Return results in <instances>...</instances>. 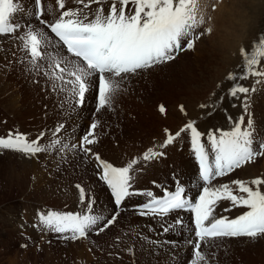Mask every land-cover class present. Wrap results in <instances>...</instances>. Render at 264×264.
<instances>
[{"label":"rangeland","instance_id":"374dc122","mask_svg":"<svg viewBox=\"0 0 264 264\" xmlns=\"http://www.w3.org/2000/svg\"><path fill=\"white\" fill-rule=\"evenodd\" d=\"M105 1L107 8L104 9L108 10L112 0ZM219 1L199 0L206 21L197 27L201 39L197 40L195 45L199 49V42L203 43L205 51L199 50L202 56L197 60L193 59L192 69L193 74L196 75L200 69L207 67L210 55L215 54L211 51L214 49V41L210 40L212 43L210 48L206 31L215 12L220 13L221 15H218L221 18L228 15L226 17L228 21L224 20L219 27L218 38L220 36L222 43L228 31L232 32L234 36L231 37L230 42L235 52L230 55L229 52H223L221 56L223 61L213 62L210 79H214L225 66L232 71L223 77L221 89L214 99L208 97L212 84L206 80L207 73L197 81L198 90L189 88L190 84L197 80H191L189 77L191 81L187 85L189 92H182L177 89L182 87L175 85V95L172 98L166 97V83L178 76L173 69L182 63L185 56L177 51L179 56L171 60L172 63L167 66L168 68L158 67L163 63L161 62L146 69H139L134 74H126L123 79L116 78L119 81L118 89L111 95L109 104L101 108L98 101V77H94L90 82L85 104L81 107V104L76 103L69 93L62 91L60 87H54V83L59 82H54L49 75H46L47 59L39 61V67L31 63V56L24 49L19 36L23 35L29 26L33 30L47 33L49 30L35 18L34 0H18L23 11L17 13L13 22L20 23L22 27L15 33L0 35V137H6L9 132L25 134L30 141L41 137L39 143L47 151L27 155L13 150H0V264H194L197 258L192 246L196 244L181 246V240H186L188 225L183 224L182 220L176 222V225L172 224L169 229H167L168 225L153 231L150 227L143 228L140 223L143 216L140 217L130 208L136 206L138 202H143L148 196L131 195L125 198L124 205L121 203L122 208L116 207L111 189L101 178L102 168L96 156L114 167L124 164L127 166L131 161L137 160L131 170L136 169L143 173L142 175L140 172L141 174L137 176L136 186L144 193L151 191L154 195L155 192L160 191L156 189L158 185L163 188L164 185L170 184L174 188L176 185H181V180H184L189 186L190 194L193 195L199 192L201 183H194L188 176L191 171L189 162L194 164L192 159L194 152L190 155L187 132H182L178 138L185 139L181 145L180 140H177L176 145L160 148L169 133L175 136V133L190 122L203 133L199 126L206 118V129H210L208 131L215 129L217 126L213 119L217 115L226 113L222 110L226 101L233 103L238 96L236 106H232L233 109L237 108L244 117L243 126L247 127L248 121H252L256 144L264 141V78L254 75H248L247 79L242 78L247 74V69L240 51L241 48L249 51L254 43L259 41L260 36L264 35V0ZM63 2L65 9L59 8L57 0H42L44 15L41 18L51 23L58 18L62 10L82 7L75 0H63ZM94 5L95 3L90 9L85 10L91 13ZM214 6H217V9ZM230 22L231 27H229ZM195 36L193 34L194 41ZM53 47L54 45L49 44L43 51L50 49L57 52ZM184 49L187 50L186 47ZM61 55L64 53L51 54L58 57L57 59ZM190 55L194 57V54ZM216 55L219 56L217 53ZM261 64L264 65V60ZM195 67L200 68L197 73ZM261 71H264V67ZM229 75L235 76L236 79H229ZM238 86L248 88L250 94L231 95V90ZM183 97L188 98L193 117L185 113V106H179L182 105L179 102H182ZM202 105L205 106L203 107L205 115L197 112ZM158 106L163 107L167 113H158L162 112L157 111ZM197 106L199 108L195 109ZM177 110L181 112L180 116L176 114ZM169 111L172 114L167 116ZM92 122L96 124V129L90 137L94 145H84V148L93 149L91 153L84 151L80 145L82 138L87 135V130L94 124ZM57 128H60L59 132L56 131ZM222 128L229 130L222 125L218 129L223 130ZM204 145L208 147L206 143ZM151 148L158 153L166 149L168 157L181 155V168L168 167V162L162 168L160 164L155 165L153 158L148 159L150 161L147 162L142 161L145 160L143 154ZM137 154L140 155L136 157ZM166 155L164 156L167 157ZM248 165L250 171L246 168ZM155 169L159 170L156 176ZM253 170L256 171V175H249ZM255 178L264 179V156H257L243 167L235 168L213 184L217 180L215 177L212 184L213 186L228 184L235 190L236 185L232 184V181L250 182ZM80 189L84 192L83 201ZM261 190L264 191V186H261ZM230 208V211L226 210L228 215L235 211H246L243 208L232 206ZM49 212L94 215L100 220L84 237L72 238L71 232L56 233L41 223L40 217ZM114 214L116 216L114 223L104 227L105 221L111 219ZM177 215L178 213L172 214L174 217ZM101 227H104L103 231H99ZM243 239L247 238H237L240 247L237 250H226L223 246L226 244L216 242L209 243L211 249L208 252L201 247L200 251L205 260L198 264H264V236L258 239L250 238V241ZM112 241H117L116 245L119 246L123 244V247H120L124 253L122 257L120 256L121 259L115 254L116 245H113Z\"/></svg>","mask_w":264,"mask_h":264},{"label":"snow or ice","instance_id":"6c2138e0","mask_svg":"<svg viewBox=\"0 0 264 264\" xmlns=\"http://www.w3.org/2000/svg\"><path fill=\"white\" fill-rule=\"evenodd\" d=\"M60 9H65L63 0H57ZM80 8L63 10L54 22H47L41 17L44 15L42 0H34L35 18L41 25H46L51 34L42 30H33L30 26L19 39L23 47L31 56V63L39 67L38 62L48 60L49 75L54 87H60L78 104H82L85 93L89 90L93 77H98L99 107L109 104L111 95L118 89L119 81L126 74L135 73L139 69L152 67L154 64L170 61L175 53L182 49V42L187 49L194 45V30L205 22L200 12L199 0H112L111 6L105 13L103 0H75ZM97 4L94 13L85 11L92 4ZM119 4V7H117ZM132 6L129 8V6ZM23 11L18 0H0V35L17 32L22 26L13 22L17 13ZM91 16V19L89 18ZM211 32V28L206 29ZM196 39L199 36H195ZM49 44L57 46V53L64 52L59 59L46 55L43 51ZM241 56L248 75L264 78V35L254 43L249 51L241 48ZM67 77V79H66ZM231 80L236 77L229 75ZM248 88L238 86L231 90V95L247 93ZM203 107V105H202ZM162 112L164 108L160 109ZM243 117L237 121L231 130H217L219 133H209L207 140L210 143V152L213 162L210 163L209 151H206L201 141L202 134L188 123L175 136L168 134L161 147L171 144L175 137L182 132L191 134V147L199 162V174L204 182L198 200L189 201L184 196V188L177 186L175 192H166L157 198L151 191L146 194L150 201L141 206V215H166L178 209H187L195 215V235L200 241L222 237L247 236L256 238L264 236V179L255 178L250 182L241 180L232 181L236 185L233 190L228 184L212 186L215 177L223 176L251 162L257 156H264V141L256 144L252 131V121L247 127H242ZM62 127V126H61ZM95 123L90 126L94 131ZM57 132L60 128L56 129ZM167 132V130H165ZM43 134H41L42 136ZM92 131L82 138L80 147L90 145ZM28 140L25 134L9 132L6 137H0V150H13L27 155L47 151L41 147L39 141ZM59 143V141H56ZM254 144L256 147L254 148ZM73 147H76L73 145ZM163 153L149 149L144 154L148 160ZM102 168V179L111 189L115 204L133 194L129 172L135 160L125 167H114L96 156ZM79 188V186H77ZM81 200H84L83 189H80ZM228 201L233 208H244L246 211L235 218L217 217L215 207L219 202ZM231 210V209H226ZM115 214L104 223V227L114 223ZM41 223L56 233H72V238L84 237L87 231L99 223L100 218L94 215H78L74 213L49 212L40 217ZM104 227L99 228L103 231ZM196 261L203 262L200 244L195 246Z\"/></svg>","mask_w":264,"mask_h":264},{"label":"bare ground","instance_id":"6f19581e","mask_svg":"<svg viewBox=\"0 0 264 264\" xmlns=\"http://www.w3.org/2000/svg\"><path fill=\"white\" fill-rule=\"evenodd\" d=\"M112 2V1H111ZM218 2H220L219 0H218ZM87 3V2H86ZM104 3H107V1H105V0H103V7L104 8H107V7H105V4ZM96 5V4H95ZM94 5V7L92 8V10H91V13H94L95 12V10H96V8L97 7H99V5H96L95 6ZM93 6V4L91 5V7ZM199 6H200V12H201V14H202V9H201V5H200V3H199ZM132 6L130 5L129 6V8H131ZM214 7H216L215 9H217V6H214ZM214 7H213V9H214ZM50 9V8H49ZM72 9V8H71ZM214 9V10H215ZM213 10V11H214ZM220 10H222V8H220ZM63 11V10H62ZM85 11H87V10H85ZM107 9L105 10V13H107ZM221 12V11H220ZM225 13V12H224ZM218 14H220V13H218L217 11L215 12V16H213V19L211 20V22L209 23V25L210 26H208V28H211V32H208V35H207V38L209 39V42L207 41V43L208 44H210V48H211V41H214L213 42V45H214V49L212 50L211 49V51L212 52H214L215 54L213 55V54H211L210 55V62H209V64L207 65V67L204 69V68H202L203 70H201L200 68L202 67V66H199V67H195V69L197 70L196 71V73L198 72V70L200 69V71L196 74V75H194L193 74V72H192V69H193V67H194V61H193V59L195 58V60H197L198 58H199V56L201 57L202 55H201V53H199V50H201V52H203V51H205L204 50V46H203V43H201V42H199V49H197V47H196V45H195V42L197 41V40H200L201 39V37H200V34H199V30H198V28H196L195 30H194V34L197 36H199V38L198 39H196L195 38V41H194V45H193V47L191 48V49H187V50H185L184 49V43L182 42V49L183 50H179L180 51V54H185V56L183 57V61H182V63H180L175 69H173V72L174 73H176V75H178L174 80H172V81H170V82H168V83H166V85H167V89H165V90H167V93H166V97L167 98H172L175 94H174V86L175 85H180L181 87H182V89H179V88H177L178 90H182V92L184 91V92H189V90H188V86L187 85H189L190 83H191V81H190V78H191V80L192 79H197V80H195V81H193V82H195V83H193V84H190V87L189 88H194V89H196V90H198V88H199V84H197V81L198 80H200V79H202L205 75H206V73H207V79L206 80H209V82H210V84H212V85H210L211 86V90H210V94H209V98L212 100V99H214L215 97H216V95H217V92H218V90L219 89H221L220 88V85H221V83H222V81H223V77L224 76H226V74H228L230 71H232V69H228L227 68V66H225L224 68H222V70H221V72L214 78V79H210V77H211V72H212V70H213V62H219V61H221L222 59H221V56H222V54H223V52L224 53H228L229 55L232 53L233 54V52H235L234 51V46L231 44V37H233L234 35L232 34V32L231 33H229V31L228 30H230L231 31V29H229L228 28V33H227V37L224 39V41H222V43H221V41H220V36H219V38H218V34H219V27L221 26V23H223V21L225 20H227L228 21V18H226V17H220ZM223 14V13H222ZM226 14V13H225ZM221 15V14H220ZM91 19V18H90ZM204 20L206 21V19H205V17H204ZM229 20H231V19H229ZM210 21V20H209ZM50 23V22H49ZM231 22H230V25H229V27H231ZM202 25V24H201ZM234 29H235V27H233ZM232 31H234L233 29H232ZM50 33V32H49ZM52 35V34H51ZM53 37V36H52ZM54 38V37H53ZM55 39V38H54ZM194 39V38H193ZM211 40V41H210ZM223 40V39H222ZM223 47V48H222ZM54 48V50H57V46H54L53 47ZM196 48V49H195ZM195 49V50H194ZM209 51V50H208ZM49 52V53H48ZM210 52V51H209ZM45 53L47 54V55H51V54H57L58 55V53L57 52H54L53 50H47V51H45ZM62 53V52H61ZM64 53V52H63ZM187 53V54H186ZM216 53L217 54H219V56H217L216 55ZM64 54H66V53H64ZM190 54H194V57L192 58V57H190L191 55ZM213 55V56H212ZM236 55V54H235ZM179 55L177 54V52L175 53V57H178ZM224 57V56H223ZM58 58V57H57ZM226 57H224V59H225ZM229 58V57H228ZM227 58V59H228ZM176 59V58H175ZM226 60V59H225ZM178 61V60H177ZM223 61V60H222ZM221 61V62H222ZM227 61V60H226ZM231 61V60H230ZM234 61V60H233ZM173 62H174V60H173ZM176 62V61H175ZM206 62V61H205ZM225 62V61H224ZM228 62V61H227ZM171 63H172V61L170 60V61H166V62H163V63H161V64H159V66L158 67H166V68H168L167 66L170 64L171 65ZM204 63V62H203ZM229 63V62H228ZM227 63V64H228ZM233 63V62H232ZM176 65V64H175ZM202 65V64H201ZM205 65V63L203 64V66ZM210 65H212V66H210ZM173 66V65H172ZM171 66V67H172ZM158 67H157V69H158ZM175 67V66H174ZM199 68V69H198ZM233 68V67H232ZM144 69H146V68H144ZM141 70V69H140ZM137 72V71H136ZM186 72V73H185ZM134 74V73H133ZM165 74V73H164ZM192 74V75H191ZM136 75V74H135ZM160 75V74H159ZM162 75V74H161ZM166 75H167V73H166ZM198 76H199V78H198ZM163 77V76H162ZM165 77V76H164ZM190 77V78H189ZM67 78V77H66ZM94 78V77H93ZM92 78V79H93ZM158 78V77H157ZM166 78V77H165ZM163 79V78H162ZM227 80V79H226ZM92 81V80H91ZM161 80L159 79V82H160ZM158 82V83H159ZM164 82V81H163ZM185 82H187V83H185ZM203 82V81H202ZM205 82V81H204ZM195 84V86H193ZM226 84H227V82H226ZM165 85V86H166ZM160 86H162V84L160 85ZM192 86V87H191ZM206 86H207V84H206ZM222 86V85H221ZM208 87V86H207ZM224 87V86H223ZM230 87V86H229ZM226 88V87H225ZM162 89V88H161ZM163 89V90H164ZM193 89V90H194ZM91 92V91H90ZM181 92V91H180ZM179 92V93H180ZM248 93V92H247ZM86 94H87V92L85 93V97H86ZM90 94V93H89ZM248 94H250V93H248ZM200 95V94H199ZM85 97H84V102L81 104V107H83L84 106V104H85ZM207 97V98H208ZM187 98V97H186ZM186 98H184L183 97V99L181 98V101L182 102H179L180 104H182V105H179V106H185V108H184V111H185V113L187 112V114H189V115H191V117H193V115H192V113H191V104L190 103H188L189 102V100H188V98L186 99ZM237 98H238V96H237ZM237 98H236V100L232 103V101H230V103L228 102V101H226V104H225V108H223L222 110H223V112H225L226 111V113H223V114H220V115H217L214 119H213V121H214V124H216V128L215 129H212L211 131H208V130H210V129H206V120H207V118L205 119V122L204 123H202V125L201 126H199V127H201V129L203 130V133L202 132H200L199 130V132L202 134V136H201V141H202V143H206L207 145H208V147L210 146V143L208 142V140H207V136L206 135H208L209 133H215V132H217V130H221V129H218L219 128V126L220 125H222V126H225V127H227V128H229V130H231V128L233 127V125L237 122V121H239L240 120V118L242 117V115L238 112V110H237V108L236 109H233V105L234 106H236L235 104V102H237ZM190 99V98H189ZM217 99V98H216ZM98 101H99V99H98ZM192 101V100H191ZM224 102V101H223ZM179 106H178V109H179ZM80 107V108H81ZM159 107H161V106H158V108ZM176 107V106H175ZM203 107H205L204 105H203ZM203 107H195V109H197V108H199V110L197 111V112H199L200 114H203V115H205L204 113H205V111L203 112ZM157 108V111H159L160 109H158ZM169 109V108H168ZM186 109V110H185ZM167 110V109H166ZM166 111H164V112H158V113H160V114H164ZM177 112L178 113H176V114H178V116H180L179 115V113H181L180 111H178L177 110ZM167 113V112H166ZM145 114V113H144ZM170 114H172L170 111H169V113L167 114V116H169ZM212 114V113H211ZM217 114V113H216ZM237 114V115H236ZM146 116V115H145ZM162 116V115H161ZM81 117V116H80ZM163 117V116H162ZM166 117V116H165ZM189 118V117H188ZM166 119V118H165ZM246 119H248V118H246ZM243 120H245L244 119V117H243ZM92 123H95V122H92ZM91 124V123H90ZM206 124V125H205ZM243 124H245L244 123V121H243ZM96 125V124H95ZM198 125H199V123H198ZM205 126V127H204ZM242 127H245V125L243 126L242 125ZM95 129H96V127H95ZM95 129H94V131H95ZM223 130H225V131H228V129H225V128H222ZM90 131H92V133H93V130H91V128H89V130H87V133L86 134H88ZM207 133V134H206ZM206 134V135H205ZM257 134V133H256ZM205 136V137H204ZM90 137H92V136H90ZM179 137H175V139L173 140V142L171 143V144H169L170 146H172L173 144H175V142L178 140H180V139H178ZM187 138H188V140H189V143H190V155L193 153V149H192V147H191V134H190V131H188L187 132ZM156 140L158 139V137L157 138H155ZM154 140V138L152 139V141ZM165 140V139H164ZM163 141V140H162ZM177 141V142H178ZM183 141H185V139H182V137H181V140L179 141V144L181 145V143L183 142ZM156 142V141H155ZM158 142H159V140H158ZM162 143V142H161ZM152 144V143H151ZM154 144V143H153ZM163 144H164V142H163ZM178 144V145H179ZM94 145V143H92L91 144V146H93ZM168 145V146H169ZM176 145V144H175ZM174 145V146H175ZM147 146H148V144H147ZM151 146V145H150ZM155 146H157V145H155ZM254 146H256V144H254ZM152 147H153V145H152ZM160 148H161V146H159ZM208 147H206L205 146V149H206V151H209V155H210V163H212L213 162V159H212V154H211V152H210V147L208 148ZM90 148V147H89ZM158 148V147H157ZM165 148V147H164ZM91 150H90V152L92 153V151H93V149L92 148H90ZM151 149H154V148H151ZM168 149V148H167ZM187 149V148H186ZM144 150V149H143ZM178 150H179V148H178ZM96 152H97V150H95ZM154 151H156V150H154ZM139 152H141V150L139 151ZM157 152V151H156ZM179 152H180V150H179ZM158 153V152H157ZM161 153H163V155L161 156V155H159V156H155L154 158H153V160H155V165H161L162 166V168H164V166L166 165V163L168 162L169 163V165H168V167L170 166V167H172L173 169H177V168H181V164H182V162H181V155H180V157L178 156V155H174V156H167L166 154V149H163L162 151H161ZM182 153V152H181ZM138 155H140V154H137L136 155V157L138 156ZM144 155V154H143ZM164 155H166L167 157H165ZM194 156H193V162H194V164L193 163H191V162H189V165H190V167H191V171L189 172V178L190 179H192L193 180V182L194 183H201V186H200V190H199V192L197 193V192H195L193 195H191L190 194V192H189V186H188V184L186 183V181H184V180H181V185H176L174 188L173 187H171V185L170 184H166V185H164L165 187H161V185H158V187L156 188V189H160V191H158V192H155L154 193V196H156V197H158V196H161L163 193H162V189H167L169 192H171V191H174L176 188H177V186H180V187H183L184 188V196H185V198L186 199H188L189 201H195L196 199H198V197H199V194L202 192V187L204 186V182L201 180V178H200V176H199V170H198V166H197V164H196V156H195V154H193ZM168 160V161H167ZM137 161V160H136ZM142 161H144V162H147V161H150V160H142ZM127 162H128V160H127ZM172 163V164H171ZM248 163V162H247ZM247 163H245V164H247ZM245 164H243L242 165V167L245 165ZM126 166V164H124V165H119V167H125ZM249 166L250 165H248L246 168H249ZM139 167V166H138ZM253 169V168H252ZM131 171V173L129 172V174H130V181H129V183L131 184V187H130V189H129V191L130 192H133V193H137V194H134V195H132V196H142V194L141 193H144V191L143 190H140V189H138V187L136 186V179H137V176L139 175V174H141L142 172L141 171H136V169H133V170H130ZM232 171H234V170H232ZM248 171H250V168L248 169ZM252 171V170H251ZM141 172V173H140ZM147 172V171H146ZM158 172H159V170L158 169H155L154 170V175L156 176V175H158ZM188 174V173H187ZM142 175H143V173H142ZM227 175V174H226ZM226 175H223V176H221V177H216V179L217 180H213L214 181V183L213 184H215L216 182H218L219 181V179H221L222 177H224V176H226ZM249 175H251V176H254V175H256V171H254L253 170V172H251ZM141 176V175H140ZM155 176H154V178H155ZM158 178V177H157ZM149 179V178H148ZM175 180H176V178H175ZM150 181H151V179H150ZM154 181V180H153ZM132 182H133V185H132ZM142 184V183H141ZM163 184V183H162ZM213 184H212V186H213ZM135 189V190H134ZM130 197V196H129ZM145 200L143 201V202H138V203H136V206H133V208H130V210L131 211H135V213L137 212L139 215H140V217L141 216H143V219L141 220V225H143L142 227L143 228H146V229H148L149 227L151 228V230L153 231L154 229H156V230H158L159 228H164V227H166V225H168L167 226V229H169V228H171L172 227V224H175L176 225V222H179V221H184V223L183 224H185V225H188V226H186L187 227V234H185V237H186V240H181V246H185V247H187V246H189V244L190 243H195V244H200V245H202V243L203 242H205V243H203V245L201 246L202 247V250H205V251H209L210 249H211V242H216V243H218V244H226V245H223L224 246V249H226V250H229V249H232V250H237V249H239L240 247H238V243H239V241L237 242V238H247V239H243V240H245V241H250L249 239V237H247V236H239V237H222V238H216V239H206V240H204V241H200L199 240V238H197L196 236H195V234H194V229H193V227H192V224H191V214L189 213V212H187V211H171L170 213H168V214H166V215H152V214H148V215H141L140 214V211H138V210H136L134 207H137V206H139V205H141L142 203H145V202H147L148 200H150L151 198L150 197H148V198H144ZM140 201V200H139ZM126 203V201H125V199L122 201V204L124 205ZM122 204H121V206H120V208H122ZM230 203H219V205L217 204V206L215 207V215L217 216V217H221V216H223V217H227V218H235L236 216H238V215H240V214H242V212L241 211H235L236 212V214H234V213H231V214H229L228 215V213L226 212V209L228 208V209H231L230 207H231V204L229 205ZM114 205V204H113ZM227 205H229L227 208H225ZM115 208V207H114ZM225 208V209H224ZM244 209V208H243ZM126 210H128V209H126ZM128 212V211H127ZM122 213V212H121ZM174 213H178V215H177V217H174V216H172V214H174ZM118 214V213H117ZM119 215V214H118ZM181 218H180V217ZM138 217V216H137ZM137 225V224H136ZM173 229V228H172ZM178 229V228H177ZM181 230H182V228H181ZM179 236V235H178ZM177 236V237H178ZM261 236H259V237H256L255 239H258V238H260ZM188 238V239H187ZM236 239V240H235ZM172 240V239H171ZM113 242V241H112ZM111 242V243H112ZM117 242V241H116ZM116 242H113L112 244L113 245H116V244H118V243H116ZM223 242H228V243H223ZM120 243V242H119ZM210 243V244H209ZM147 244V243H146ZM206 244H209V246L207 245L206 246ZM123 245V244H122ZM119 246V245H116V249H115V254L116 255H118L117 257H118V259H121V257H122V255L124 254L122 251H121V249L122 248H120V247H123V246ZM226 246V247H225ZM129 247V246H128ZM249 247V246H248ZM247 247V248H248ZM251 247V246H250ZM192 248H193V251L195 252V247H193L192 246ZM131 249V248H130ZM114 250V249H113ZM189 250V249H188ZM263 250V249H262ZM134 251V250H133ZM239 252V251H238ZM206 253V252H205ZM203 254V253H202ZM126 255V254H125ZM121 256V257H120ZM130 256V253H129V255H128V257ZM127 257V258H128ZM135 257V256H134ZM132 260V259H131ZM120 263V262H119Z\"/></svg>","mask_w":264,"mask_h":264}]
</instances>
